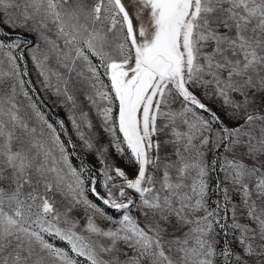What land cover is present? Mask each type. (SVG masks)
Masks as SVG:
<instances>
[{
  "label": "snow or ice",
  "instance_id": "snow-or-ice-1",
  "mask_svg": "<svg viewBox=\"0 0 264 264\" xmlns=\"http://www.w3.org/2000/svg\"><path fill=\"white\" fill-rule=\"evenodd\" d=\"M0 264H264V0H0Z\"/></svg>",
  "mask_w": 264,
  "mask_h": 264
},
{
  "label": "rangeland",
  "instance_id": "rangeland-1",
  "mask_svg": "<svg viewBox=\"0 0 264 264\" xmlns=\"http://www.w3.org/2000/svg\"><path fill=\"white\" fill-rule=\"evenodd\" d=\"M11 39L12 37H9L8 42H11ZM21 47L23 48V45ZM19 52L20 49H17L15 50L14 54L18 55ZM18 63L20 65L21 72L23 73V71L26 69L28 73L27 75L22 76V79H24L26 82L25 89L29 92V95L37 103L40 109L47 115L49 121L57 127V121H64L65 127L67 129V135L62 134V139L66 143L71 140L75 145V149L72 147H69L68 149L69 153H74L71 155V162L78 168L83 164L88 169L85 175L91 174L97 177V191H99L101 195L105 193V189L102 187L103 177L99 175L98 171L101 165L99 162V156L96 153V148H108L107 155L110 162L125 168V170L128 171L130 175L133 174L134 168L131 167L123 158H121L119 154L116 153L114 148L110 146L111 136L104 130L103 123L96 115L95 109H92L89 114V119L92 120L93 127L88 131L92 134L93 143L96 145V148L89 152L83 147L82 142L79 140L76 129L72 126L71 121L68 118L69 113L67 108L56 103L58 98L54 96L51 91L45 90L43 88L41 83L42 78L39 76L38 70L30 58V53L25 51L24 60H18ZM29 81L30 83H28ZM20 99L22 100L23 97L21 96ZM85 110L88 111L87 108ZM87 195L90 200L99 204L101 207H105L91 192H88ZM107 211L109 214L115 215L111 209H107ZM75 215L78 218L82 217L83 209L75 213ZM50 242L60 247H67L66 244L59 240H51ZM233 247H235V245H233Z\"/></svg>",
  "mask_w": 264,
  "mask_h": 264
},
{
  "label": "water",
  "instance_id": "water-1",
  "mask_svg": "<svg viewBox=\"0 0 264 264\" xmlns=\"http://www.w3.org/2000/svg\"><path fill=\"white\" fill-rule=\"evenodd\" d=\"M133 174H134V172H133ZM133 174H132V175H133Z\"/></svg>",
  "mask_w": 264,
  "mask_h": 264
}]
</instances>
